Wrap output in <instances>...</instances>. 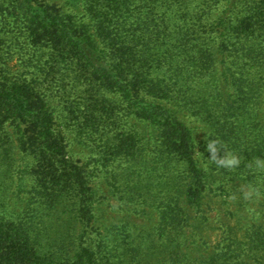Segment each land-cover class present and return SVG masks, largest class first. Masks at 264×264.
Returning <instances> with one entry per match:
<instances>
[{
	"label": "trees",
	"instance_id": "trees-1",
	"mask_svg": "<svg viewBox=\"0 0 264 264\" xmlns=\"http://www.w3.org/2000/svg\"><path fill=\"white\" fill-rule=\"evenodd\" d=\"M81 2L89 21L13 0L33 51L0 73V264H264V0ZM60 104L87 164L56 130ZM187 115L204 125L200 151ZM16 150L33 164L16 169ZM100 167L118 200L158 215L151 229L104 235ZM210 194L237 208L205 246L192 210Z\"/></svg>",
	"mask_w": 264,
	"mask_h": 264
},
{
	"label": "rangeland",
	"instance_id": "rangeland-1",
	"mask_svg": "<svg viewBox=\"0 0 264 264\" xmlns=\"http://www.w3.org/2000/svg\"><path fill=\"white\" fill-rule=\"evenodd\" d=\"M45 2L57 5L64 11L74 13L80 19L89 21L85 15L84 4L81 0L78 2L73 0H45ZM26 37L24 21L18 16V11L15 9L13 0H0V73L8 72L13 74L27 67L30 52L33 50ZM63 106L64 105L61 104L59 105L58 112L55 115L56 130L65 137L73 159L79 161L80 164H87L92 155L91 149L79 143L77 139L78 127L76 125V120H72V116L67 117L66 111H63ZM185 119L189 125L197 131L196 135L199 144L197 150L200 151L199 146L202 147L204 141V125L196 118L189 115H187ZM133 122L137 123L135 129L139 131L142 136H149V132L152 128L148 123L137 120ZM9 130L10 132L14 131L12 127L9 128ZM14 162L17 169L19 165L23 166L25 163L33 164V159L24 157L23 153L16 150ZM0 164L3 163L0 162ZM3 169H5V166ZM94 172L95 177L93 179V185L99 187L100 190L97 196L100 207L97 220L98 226H100L105 233L104 235L109 234V232L111 233L110 229L115 228V226H121V228H127V232L124 233L121 231L122 234L119 236L121 237L120 239H128V236L131 235L133 238H136L142 231L148 228L151 229V227L156 224L159 218L158 215H154L153 213L150 214L151 209H148V212H142L135 208H129L118 200L117 197L120 196L119 191L123 190V188L118 189L114 187L118 185L115 181L116 178H113L109 173L104 171L102 167L94 169ZM6 176L5 170L0 172V186L3 185L5 187L4 181H9L10 183L11 179L7 180ZM28 183L29 186L22 192L24 196H28L31 190L32 183H30V181H28ZM235 188L239 191H244V182L238 183L237 186L235 185ZM3 190L4 189L0 188V195ZM12 190L14 191L15 189ZM10 191L11 190H9V192ZM116 193H118V195H116ZM227 199L228 198L225 196L210 194L204 200L203 209L200 210L196 208L192 210V215L197 218V229L193 232L197 233L199 241L206 243L205 246L215 244L224 230L225 225H227V223L232 224L235 221V218L231 217L229 211L236 210L237 206L232 201L229 203ZM239 215L243 218L242 221L244 223V210L241 211ZM237 217L240 218L239 216Z\"/></svg>",
	"mask_w": 264,
	"mask_h": 264
}]
</instances>
